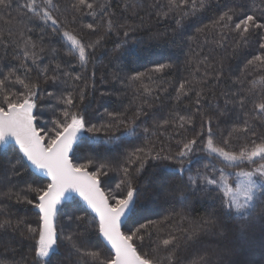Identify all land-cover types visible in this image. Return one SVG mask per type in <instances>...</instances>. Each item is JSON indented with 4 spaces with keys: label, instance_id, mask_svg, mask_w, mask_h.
I'll return each instance as SVG.
<instances>
[{
    "label": "trees",
    "instance_id": "obj_1",
    "mask_svg": "<svg viewBox=\"0 0 264 264\" xmlns=\"http://www.w3.org/2000/svg\"><path fill=\"white\" fill-rule=\"evenodd\" d=\"M26 2L10 0V7L0 10V79L10 71L15 72L7 82V90L12 92L24 91L22 85L15 83L17 76L39 86L35 124L45 130L53 126V119L62 118L65 105L58 103V98L73 94L70 111L80 112L86 123L71 159L74 163L93 159L95 165L90 171H96L101 164L107 165L104 169L107 175L100 178L106 193L125 178L120 167H127L124 159L127 154L144 147L146 141L153 142L157 149L164 148L166 153L169 150L175 153L182 146L178 142L200 134L196 149L184 159L182 171L178 161L151 159L139 175L135 168L131 169L130 179L139 191L122 232L130 234L149 221L168 218L158 226L159 230L154 226L140 233L144 239L135 241L137 251L150 257H165L172 248L164 249L160 242L175 235L179 244L176 264H186L196 254L217 248L231 252V258L240 264H264V221L259 218L264 205L257 206L253 214L256 218L247 221L242 231L245 221L225 214L226 209L221 207L222 193L215 186L192 187L188 183L189 176L206 170L205 165L224 167L219 158L201 151L209 127L215 143L228 151L238 153L245 146L251 149L254 144L264 142V113L255 108L264 102V89L257 86L254 93L249 92V82L264 77V71L248 67L254 56L264 55L260 47L264 43V29L248 34L247 42H242L234 30L235 23L247 14L256 15L264 22V0H208L204 11L186 18L175 12L162 15L168 12L167 0H94V15L87 10L75 13L74 0H53L51 12L60 22L58 27L28 13L22 7ZM36 3L44 6L43 0ZM241 6L242 14L234 16L228 27L212 28L224 11L240 10ZM109 20L113 22L111 29L107 27ZM88 24L95 25V29H88ZM205 26L207 30L198 31ZM129 28L132 30L128 31ZM65 29L73 31L86 44L100 40L86 65H81L78 57L70 53V46L62 37ZM221 31L226 36L222 37ZM29 39L35 44L34 49L29 48L37 54L35 63L31 57L24 58V41ZM159 64L171 67L162 72L152 71ZM137 72L148 73L143 85L151 87V95L144 94L140 82L130 81L129 77ZM77 75L80 80L75 79ZM52 77H56L55 82ZM184 81L191 83L192 90L177 99V88ZM49 92L55 95L49 96ZM197 93L201 94L199 104ZM138 111L141 114L130 134L125 133L123 126L111 132L102 127L114 123L108 116L110 112L123 113L124 123L128 124ZM181 116L191 117L193 123L179 128L177 122ZM209 117L210 124L206 122ZM162 121L169 123L157 127ZM246 121L248 130H238ZM93 125L98 131H87ZM110 135L118 139L110 141ZM225 139L229 141L227 146L223 144ZM17 161L18 176L11 171V165ZM261 162L257 158L254 165L243 162L228 169L229 182L234 183V172L251 170ZM215 175L218 177L219 172ZM48 182L29 167L15 144L0 145V221L12 222L11 227L0 229V264H33L34 241L28 238L27 227H38L39 212L34 206L37 202L34 193L26 189L29 185L42 187ZM120 191L126 194L127 184ZM9 192L10 197L5 195ZM16 193L21 194L19 200ZM25 197L33 203L28 204ZM60 209L56 220L60 233L58 252L52 256V264H92L72 247L73 243L85 250L100 251L102 259L113 255L99 234L97 217L81 200L71 196ZM69 215L73 217L71 221L66 218ZM209 217H214L216 227H209L197 239L188 240L185 230ZM19 220L23 224L17 227ZM70 234L72 241L66 239ZM163 264H168L167 260Z\"/></svg>",
    "mask_w": 264,
    "mask_h": 264
},
{
    "label": "snow or ice",
    "instance_id": "obj_2",
    "mask_svg": "<svg viewBox=\"0 0 264 264\" xmlns=\"http://www.w3.org/2000/svg\"><path fill=\"white\" fill-rule=\"evenodd\" d=\"M208 0H167L168 13L175 12L181 18L189 16H196L204 11L207 7ZM43 7L36 3V0H27L22 6L28 13L36 16L38 19L43 20L45 23L51 22L55 27L59 26V21L51 12L54 7L53 0H43ZM10 7V0H0V10ZM96 5L94 0H74L72 8L75 13H83L87 10L88 14L94 15ZM242 7L238 10L236 8H229L224 11L216 21L213 22L212 28L224 29L228 27L230 22L233 21L234 16L242 14ZM75 19V16L73 17ZM180 23V20L177 21ZM88 29H95V25H86ZM108 29L113 27V22H107ZM208 26L198 31L203 32L207 30ZM264 29V22H261L256 15L247 14L238 23H235V31L239 33L242 42H247L248 34L255 30ZM132 29H128L131 31ZM125 31V36L128 35ZM23 35V32H21ZM221 36H226V33L221 31ZM62 37L69 45L70 53L78 57L81 65H86L89 61L91 53L95 51L99 45L98 39L92 43H84L73 31L65 29L62 32ZM102 39V37L100 38ZM222 46V45H221ZM264 49V43L260 45ZM29 48L34 49L35 44L31 43L30 39L24 41V58H32L33 62L37 59L35 51H29ZM42 51V49H41ZM171 67L167 64L156 65L152 71L162 72L166 68ZM248 67L259 68L264 71V55H256L248 61ZM56 68L59 69L60 65L57 64ZM47 69L44 70L46 75ZM15 75L14 71L4 74L3 79H0V143L6 142L9 138L14 139L15 144L19 146L23 158H26L32 166L37 170L46 174L48 183L42 187L28 186L27 192L34 193V199L37 201L34 206L39 210L38 227H27L28 238L34 241L31 246L34 249L33 264H52V256L58 252V240L60 233L57 231L56 220L61 212L60 205L66 199H69L73 193L79 195L80 198L88 207L96 214L99 220V234L111 246V251L114 253L108 259H102L100 251L85 250L78 247L75 243L72 247L80 253L82 257L90 259L92 264H163L167 260L168 264H176V251L179 249L178 237L170 235L168 238L163 239L160 245L164 249L172 248L165 257L148 256V254H140L137 251L135 241L137 239L143 241L144 237L140 233L146 228L157 227L167 222V217L159 222L149 221L148 224L140 225L139 228L133 230L130 234H125L121 231V224L124 218L133 211L134 198L136 197L139 189L133 187L132 180L130 179L132 173L131 169L135 168L136 175H139L143 170L145 163L151 160H168L178 161L180 163L181 171L184 167V159L188 157L195 149L198 143L197 137L190 140L185 139L178 142L182 144L178 152L172 153L170 150L166 153L164 148L157 149L156 145L151 141H146L144 147L137 148L135 151L130 152L124 158L127 167L121 166L120 171L124 174V179L116 184L115 189H110L107 193L101 188V177L107 175L104 171L107 165L101 164L96 171H90V167L95 165L93 159H88L84 163H74L70 158V153L77 144L80 133L85 130V119L80 112L70 111L74 105V97L72 93L62 95L58 98V103L65 105L61 113L62 118L53 119V126L47 130L38 128L34 121V109L37 107V95L39 86L37 84H28L24 79L17 76L15 83L23 86L24 91L12 92L7 90V82ZM148 75L147 72H137L129 77L133 83L140 82L143 87V92L146 95L152 94L150 86L143 85L144 77ZM76 80L81 77L77 75ZM56 77H52L55 82ZM251 88L250 93H254L257 86L264 89V77L254 78L249 82ZM191 83L184 81L177 88V99L180 96L187 94L191 91ZM49 96L55 95L53 92L48 93ZM200 93H197L196 103H200ZM84 91L81 90L80 98L83 100ZM241 105L244 103V98L240 100ZM255 108L260 113H264V102L255 105ZM141 113L138 111L136 116L132 118V122L125 124L123 113H108L111 121L107 125H103L106 131L111 132L113 128L119 129L124 127L125 133H132L135 130V120ZM210 124L211 118L206 121ZM168 121H162L157 127H164L168 125ZM193 123L191 117L179 118L177 122L179 128H184L186 124ZM240 131L248 130V123ZM87 131H98L95 125L88 128ZM147 129L145 132L147 133ZM231 135V133H230ZM255 135V134H254ZM118 137L110 135L109 140L115 141ZM228 139L223 141L227 146ZM201 151L207 152L210 156H215L223 162L224 167L212 168L210 165H205V171H197L195 176L188 177V183L192 187L215 186L218 193H222L221 207L226 209V215H235L245 224H242L241 230H245L246 222L255 219L254 213L258 205H264V142L254 144L251 149L247 146L241 148L238 153L226 150V147L219 146L215 143L211 127L208 129V138L204 143ZM257 158L262 161L251 170L240 169L232 175L236 177L234 183H230L228 179V169L236 168L238 164L247 162L249 165L256 164ZM139 167L136 168V165ZM20 166L19 161L11 165L13 175H20L16 172V168ZM219 172V176L215 175ZM127 184L126 194L121 193V188ZM10 197L11 193H5ZM20 193H16L18 200ZM180 195L183 197L184 193ZM25 201L32 204V199ZM72 220L71 215L66 217ZM259 218L264 221V208L261 209ZM77 220L82 219L76 217ZM23 224L22 220L16 222L19 227ZM12 226L10 220L0 221V229H6ZM209 227L215 228L216 223L214 217L204 219L200 224L192 225L189 229L185 230L188 240H195L199 235ZM67 240L72 241L73 237L70 234L66 237ZM20 264V262H17ZM186 264H240L239 261L231 258V252L221 249H213L205 251L202 254H196L193 258L188 259Z\"/></svg>",
    "mask_w": 264,
    "mask_h": 264
},
{
    "label": "water",
    "instance_id": "obj_3",
    "mask_svg": "<svg viewBox=\"0 0 264 264\" xmlns=\"http://www.w3.org/2000/svg\"><path fill=\"white\" fill-rule=\"evenodd\" d=\"M34 111V110H33ZM34 123H35V121H34ZM36 125V124H35ZM83 132V131H82ZM80 133V136L79 137H81V135L83 134V133ZM9 143H13V144H15V141H14V139H11V138H9L6 142H3V143H0V145H6V144H9ZM16 145V144H15ZM17 147H18V149H19V146L18 145H16ZM75 146V145H74ZM72 153V152H71ZM71 153H70V158H71ZM22 154V153H21ZM23 155V154H22ZM25 160H26V162L28 163V165H29V167L35 172V173H37V174H39V175H41V176H43V177H45V178H47L46 177V174L45 173H43V172H41V171H39V170H37L34 166H32L31 164H30V162H28L27 161V159L26 158H24ZM48 179V178H47ZM101 186V185H100ZM102 188V187H101ZM103 190V189H102ZM72 196H76L79 200H81V202L82 203H84V205L96 216V214L88 207V205L86 204V202H84L83 200H82V198H80L79 197V195L78 194H76V193H73L72 194ZM135 199V198H134ZM38 212H39V210L38 209H36ZM128 216V215H127ZM127 216L124 218V220H123V222H122V224H121V231H122V225H123V223H124V221L126 220V218H127ZM97 219H98V217H97ZM98 222H99V220H98ZM101 236V235H100ZM101 238H102V240L105 242V244L107 245V247L111 250V246L107 243V241H105L104 239H103V237L101 236ZM112 252V251H111ZM112 254H114V253H112Z\"/></svg>",
    "mask_w": 264,
    "mask_h": 264
},
{
    "label": "rangeland",
    "instance_id": "obj_4",
    "mask_svg": "<svg viewBox=\"0 0 264 264\" xmlns=\"http://www.w3.org/2000/svg\"><path fill=\"white\" fill-rule=\"evenodd\" d=\"M34 112H35V109H34ZM83 133V132H82ZM84 204V203H83Z\"/></svg>",
    "mask_w": 264,
    "mask_h": 264
}]
</instances>
